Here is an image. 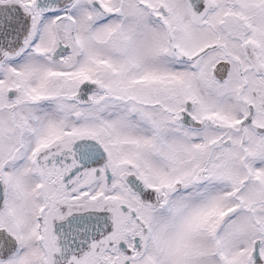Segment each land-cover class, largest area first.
Listing matches in <instances>:
<instances>
[{
	"label": "snow or ice",
	"instance_id": "6c2138e0",
	"mask_svg": "<svg viewBox=\"0 0 264 264\" xmlns=\"http://www.w3.org/2000/svg\"><path fill=\"white\" fill-rule=\"evenodd\" d=\"M0 264H264V0H0Z\"/></svg>",
	"mask_w": 264,
	"mask_h": 264
}]
</instances>
